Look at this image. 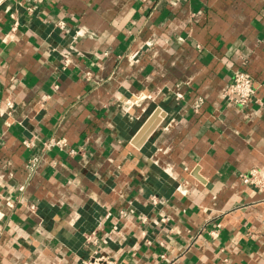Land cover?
I'll list each match as a JSON object with an SVG mask.
<instances>
[{
  "label": "crops",
  "instance_id": "obj_1",
  "mask_svg": "<svg viewBox=\"0 0 264 264\" xmlns=\"http://www.w3.org/2000/svg\"><path fill=\"white\" fill-rule=\"evenodd\" d=\"M0 109V264H264V0H0Z\"/></svg>",
  "mask_w": 264,
  "mask_h": 264
},
{
  "label": "built area",
  "instance_id": "obj_2",
  "mask_svg": "<svg viewBox=\"0 0 264 264\" xmlns=\"http://www.w3.org/2000/svg\"><path fill=\"white\" fill-rule=\"evenodd\" d=\"M62 27V25H60ZM66 64V62H64ZM254 94L253 90V80L252 77L245 71H235L232 76V81L226 91V97L228 99L236 101L239 105H245L248 102L252 100ZM12 107V103L10 101L6 102V108L10 110ZM0 113L2 114L3 111ZM23 143L26 146H30L29 140H24ZM43 146L46 149L52 148V147H58L62 148L65 146V141L63 139L55 140V139H49L43 143ZM70 153H73V150L69 151ZM254 178H256V174L254 171H250L249 175L242 177V181L244 183H253ZM92 243L96 244V240H93ZM85 264H114L113 262L99 256H91L90 259H88Z\"/></svg>",
  "mask_w": 264,
  "mask_h": 264
},
{
  "label": "water",
  "instance_id": "obj_3",
  "mask_svg": "<svg viewBox=\"0 0 264 264\" xmlns=\"http://www.w3.org/2000/svg\"><path fill=\"white\" fill-rule=\"evenodd\" d=\"M158 110H155L153 114L148 117V119L142 124L140 129L137 131L134 140L135 143L138 145L140 142L144 141L151 131L154 129L156 123H157V118H156V112Z\"/></svg>",
  "mask_w": 264,
  "mask_h": 264
}]
</instances>
